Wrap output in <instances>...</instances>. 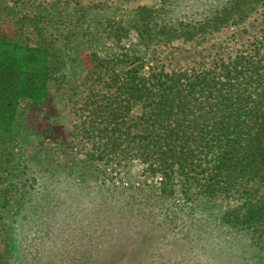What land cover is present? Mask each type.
Listing matches in <instances>:
<instances>
[{"label":"rangeland","instance_id":"obj_1","mask_svg":"<svg viewBox=\"0 0 264 264\" xmlns=\"http://www.w3.org/2000/svg\"><path fill=\"white\" fill-rule=\"evenodd\" d=\"M224 3L0 0V23L41 14L44 34L28 41L47 38L64 77L51 101L24 103L12 131L0 130V264H264V227L225 220L240 219L264 184L205 195L139 160H98L80 115L113 70L209 68L254 53L264 42L259 11L217 30L201 27Z\"/></svg>","mask_w":264,"mask_h":264},{"label":"trees","instance_id":"obj_2","mask_svg":"<svg viewBox=\"0 0 264 264\" xmlns=\"http://www.w3.org/2000/svg\"><path fill=\"white\" fill-rule=\"evenodd\" d=\"M258 11L264 22V0H225L201 27L217 30ZM22 14L0 23V130L9 133L24 103L44 106L64 78L47 38L28 41L35 31L44 34L36 20L41 14ZM100 78L103 87L91 89L80 107L94 158L139 160L166 182L177 175L205 195L264 184V42L209 68L151 67L144 74L133 65ZM252 198L240 219L228 213L225 220L264 227V193Z\"/></svg>","mask_w":264,"mask_h":264}]
</instances>
